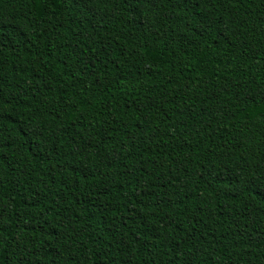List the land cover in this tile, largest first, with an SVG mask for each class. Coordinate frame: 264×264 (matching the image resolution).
Segmentation results:
<instances>
[{"label": "trees", "instance_id": "trees-1", "mask_svg": "<svg viewBox=\"0 0 264 264\" xmlns=\"http://www.w3.org/2000/svg\"><path fill=\"white\" fill-rule=\"evenodd\" d=\"M0 264H264V0H0Z\"/></svg>", "mask_w": 264, "mask_h": 264}]
</instances>
